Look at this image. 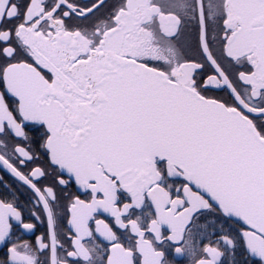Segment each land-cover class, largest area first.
<instances>
[{
    "label": "snow or ice",
    "instance_id": "1",
    "mask_svg": "<svg viewBox=\"0 0 264 264\" xmlns=\"http://www.w3.org/2000/svg\"><path fill=\"white\" fill-rule=\"evenodd\" d=\"M0 264H264V0H0Z\"/></svg>",
    "mask_w": 264,
    "mask_h": 264
}]
</instances>
